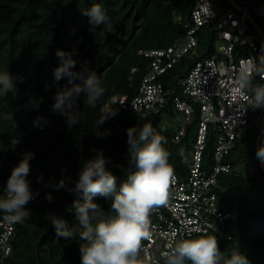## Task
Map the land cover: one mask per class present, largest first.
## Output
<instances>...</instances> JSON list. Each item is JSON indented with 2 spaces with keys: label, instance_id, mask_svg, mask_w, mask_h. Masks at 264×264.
<instances>
[{
  "label": "trees",
  "instance_id": "1",
  "mask_svg": "<svg viewBox=\"0 0 264 264\" xmlns=\"http://www.w3.org/2000/svg\"><path fill=\"white\" fill-rule=\"evenodd\" d=\"M251 1L256 4L261 0ZM93 4L102 6L110 29L108 25H91L82 14ZM193 8L194 0H0V72H9L14 78L13 91L0 95V197L11 175L9 160L18 165L26 153H34L26 178L33 175L34 184L43 189L42 199L30 208L29 220L18 224L12 255L3 264H81L80 244L84 241L79 230L69 239L58 237L51 217L77 227L73 202L81 199V194L74 190L75 182L86 161L98 152L107 159L106 168L116 177L117 189L127 180L129 171H135L127 143V129L131 127L151 123L154 131L165 138L163 147L169 152L174 173L186 175L196 139L198 112L177 142L173 137L178 130L157 124L162 113L152 119L130 109L120 110L103 123H99V115L113 96L137 93L151 64L139 51L167 47L185 34L186 28L177 17L188 16ZM252 17L264 31V19ZM211 32L205 28L200 31L199 45L204 52L197 58L212 52L208 39L215 41L217 36ZM57 50L75 61V72L82 71L86 64L104 88L95 107L84 103L85 95L80 94L79 123L71 128L67 117L54 109L56 94L73 87L67 77L59 82L54 80L53 70L60 64ZM192 62L193 56L182 59L165 76L166 84L172 86L175 77ZM169 110L174 113L175 107L170 104L164 111ZM249 131L226 157L233 169L219 176L216 190L220 207L233 213L229 221L233 237L208 235L217 237L226 257L238 250L249 264H264V171L253 147L257 137ZM12 138L16 139L15 145H10ZM215 141L211 126L204 153L208 165ZM243 142L250 145L249 157L248 150L240 146ZM181 149L183 160L178 154ZM247 160L256 162L254 169L239 167ZM61 179L72 191L54 187ZM48 195L53 197L52 202L46 198ZM93 202L106 214L113 211L112 198L96 196Z\"/></svg>",
  "mask_w": 264,
  "mask_h": 264
},
{
  "label": "built area",
  "instance_id": "2",
  "mask_svg": "<svg viewBox=\"0 0 264 264\" xmlns=\"http://www.w3.org/2000/svg\"><path fill=\"white\" fill-rule=\"evenodd\" d=\"M242 10L233 7L218 13L213 0H194V8L188 16H178L186 32L177 37L167 47L140 50L139 54L151 60L136 94L113 96L100 110L99 119L111 111L130 109L145 117L155 119L172 104L181 112L185 120L173 141L185 135L186 127L192 123L196 112L199 122L192 157L185 176L174 173L166 205L155 207L150 213L152 237L143 241L144 252L151 264H157L161 254L181 237L195 238L201 234L215 233L225 239H232L229 221L231 211L220 207L216 190L219 176L230 173L233 166L226 157L241 141L253 125L264 118V109H255L245 97L252 96L249 90L238 91V70L242 60L261 55L264 36L252 29L249 16L264 19V0H236ZM212 31L224 44L208 56L197 58L194 54L201 50L200 31ZM264 32V31H263ZM208 39V43H209ZM261 43V44H260ZM193 56V62L184 72L175 77L168 86L165 76L171 74L186 56ZM136 69L134 68L133 71ZM253 84H264L259 76H254ZM216 133V143L210 165L204 160L209 128ZM12 138L10 145H15ZM260 147L257 142L253 146ZM10 172L17 166L9 160ZM34 199L27 205L42 199L43 189L34 184V176L26 178ZM0 215V264L13 252V238L19 223ZM160 264H163L160 261ZM190 264V262H186Z\"/></svg>",
  "mask_w": 264,
  "mask_h": 264
},
{
  "label": "clouds",
  "instance_id": "3",
  "mask_svg": "<svg viewBox=\"0 0 264 264\" xmlns=\"http://www.w3.org/2000/svg\"><path fill=\"white\" fill-rule=\"evenodd\" d=\"M88 17L93 26L108 25V17L100 4H93L82 13ZM59 66L53 70L56 82L68 78L73 87L55 96L54 109L67 117L71 128L79 123L77 99L81 93L85 95L84 103L95 107L96 102L104 94L101 80L97 74L85 64L82 71L75 72V61L62 50H57ZM254 76L264 80V44L261 55L242 60L238 70V91L249 90L250 100L255 109H264V84H253ZM76 80L81 83H74ZM14 78L9 72H0V95H7L14 89ZM116 111L104 115L99 121L103 123L109 116H115ZM165 138L153 129L151 123L142 127L127 129L130 163L135 165V171H129L127 180L117 189L116 177L106 168L107 159L102 152L89 159L79 172L75 182V191L81 194V199L73 202L76 228L69 227L67 222L51 217L56 235L69 239L79 230V236L84 243L80 244L81 264H151L144 252L143 241L152 237L150 230V213L158 206L166 205L169 199V189L174 178V168L169 163V152L163 147ZM182 160L184 151L178 153ZM256 156L264 162V144ZM34 153L24 154L23 159L15 166L9 176L5 193L0 197V212L5 213V219L10 222L23 223L30 218V210L26 205L34 199L26 177L30 173L29 161ZM42 176L38 177V181ZM55 188H65L69 191L65 180L61 179ZM102 196L112 198L111 213H104L93 198ZM52 202L53 197H46ZM249 264L245 255L238 250L226 257L220 250L215 235L201 234L195 238L181 237L165 250L157 264Z\"/></svg>",
  "mask_w": 264,
  "mask_h": 264
},
{
  "label": "rangeland",
  "instance_id": "4",
  "mask_svg": "<svg viewBox=\"0 0 264 264\" xmlns=\"http://www.w3.org/2000/svg\"><path fill=\"white\" fill-rule=\"evenodd\" d=\"M213 5L215 7V9L217 11H225L228 8V3L225 0H213ZM210 44L212 45V51L217 50L219 45L224 44L221 40L216 39L215 41L210 40ZM199 54H203V52L201 50H198L194 56H199ZM185 120L184 115L181 112L178 111H174L171 112L169 111H164L161 116H159L158 120H157V124L161 127H169L172 128L174 130H178L181 125L183 124ZM264 125V118L257 122L255 125H253L249 131V133H252V135H256V137H258L259 133H260V129L263 127ZM255 137V136H254ZM256 142H257V138H256ZM264 144V135L262 136L261 140H260V146ZM241 147H244L245 150L247 149V157H249L251 154L249 153L250 150V145L244 142L240 145ZM256 150V149H255ZM257 152V150H256ZM255 163L256 162H251V160H247L244 164H239V167L241 168H247V169H254L255 168Z\"/></svg>",
  "mask_w": 264,
  "mask_h": 264
},
{
  "label": "water",
  "instance_id": "5",
  "mask_svg": "<svg viewBox=\"0 0 264 264\" xmlns=\"http://www.w3.org/2000/svg\"><path fill=\"white\" fill-rule=\"evenodd\" d=\"M227 3H228V7H233L235 9H238V10H242V7L238 4V2L236 0H225ZM251 24L255 27V29L258 31V33L260 35H263L264 36V32L262 30V28L259 26V24L255 21V19L251 16L248 17ZM264 135V125L263 127L261 128L260 130V133L257 137V144L259 145L260 144V140L262 138V136ZM258 150V149H257ZM259 164H260V167L263 169L264 171V162H261V160H259Z\"/></svg>",
  "mask_w": 264,
  "mask_h": 264
},
{
  "label": "crops",
  "instance_id": "6",
  "mask_svg": "<svg viewBox=\"0 0 264 264\" xmlns=\"http://www.w3.org/2000/svg\"><path fill=\"white\" fill-rule=\"evenodd\" d=\"M229 8V7H228Z\"/></svg>",
  "mask_w": 264,
  "mask_h": 264
}]
</instances>
